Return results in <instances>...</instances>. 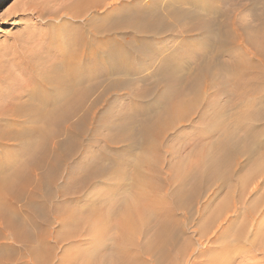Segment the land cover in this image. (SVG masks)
<instances>
[{
    "label": "bare ground",
    "instance_id": "obj_1",
    "mask_svg": "<svg viewBox=\"0 0 264 264\" xmlns=\"http://www.w3.org/2000/svg\"><path fill=\"white\" fill-rule=\"evenodd\" d=\"M168 2L32 0L21 7L23 16L34 18L24 23L25 28L11 45L16 47L23 41L34 52L13 56L19 60L13 72L22 70L21 78L15 80L18 93L1 113L0 149L16 151L14 155L2 153L0 160V235L4 232L5 239L25 244L35 238L15 210L18 202L24 201L21 211L36 227L38 214H45L46 221L52 217L48 212L52 198L74 194L71 210L62 216V220L70 221L71 230L66 234L83 235L86 241L102 247V236L112 232L111 264H142L146 257L151 264H162L182 253L180 247L174 250V228L179 224L176 213L185 219L203 191L224 188L232 199L249 183L256 182L257 187L264 181V151L258 150L262 146L258 133L264 127L256 129L264 124V19L245 34L244 45L226 33H213L209 21H202L201 29L215 42L192 61L194 67L188 71L192 72L181 74L182 64L167 66L179 57L175 53L163 64L159 60L150 65L149 69L153 66L159 70L160 75L154 79L162 82V87L149 107L138 115L118 117L111 133L100 138L103 145L96 147L90 140L83 145L86 126L99 102L140 80L131 79V75L142 73L143 65L153 55L139 41L166 26L164 13H155L154 9L165 10ZM166 12L177 18L174 11ZM196 18L203 19L201 15ZM63 19L71 22L64 24ZM43 27L48 30L42 32ZM238 46L243 50L236 52ZM249 51L254 57L245 54ZM133 63L139 66L132 67ZM217 94L228 96L229 103L233 98L242 103L239 114L230 122L210 106L212 96ZM147 96V92H141L133 98ZM201 106L207 111L201 115L199 138L208 142L199 150L192 143L163 183L158 170L163 144L171 131L186 125ZM209 108L213 114L208 113ZM208 115L216 116L207 119ZM98 128L92 127L93 138L98 137ZM119 142L127 147L125 157L115 156L117 149L113 146ZM92 147L97 148V154L89 150ZM105 147L111 153H106ZM164 151L177 152L169 146ZM245 161L251 163L250 168L235 178ZM63 171L66 182L61 189L58 186ZM165 184L173 187L172 192ZM108 186L115 189L113 197L84 200L95 188ZM98 202L106 208L94 205ZM251 212L252 208L244 210L242 219ZM243 231L232 223L226 233H236L235 238L241 241ZM45 235L36 237L41 249ZM7 250L5 243L0 245V264H13L9 256H2L1 251ZM95 256L96 264L108 261L103 252ZM35 259L38 263L37 255Z\"/></svg>",
    "mask_w": 264,
    "mask_h": 264
},
{
    "label": "rangeland",
    "instance_id": "obj_2",
    "mask_svg": "<svg viewBox=\"0 0 264 264\" xmlns=\"http://www.w3.org/2000/svg\"><path fill=\"white\" fill-rule=\"evenodd\" d=\"M30 2L32 0H3L0 2V130L3 128L1 126V113H3L8 102H10V98L18 93L15 80L20 79L22 73L21 69V72L19 70L13 72L12 69H18L19 66L18 58L14 59L13 56L17 55L19 57L22 54L28 55L34 52L33 48L26 45L23 41L16 47L11 45L13 38L21 34V30L25 28L24 23L29 22L28 20L31 17L34 18V16H23L20 13L21 7ZM166 5V9L174 11L177 14V18L171 17L166 12V9L162 10L163 8L161 7L154 9L155 13H164L166 26L162 29L156 28L159 33L139 41V45L144 46L147 53L153 55L151 61L143 65L145 70L142 73L131 75V79H140L141 81L138 80L136 83L127 84L121 87L119 92H114L99 102L92 113L89 124L86 126L83 145L87 144L88 140L95 146L103 145L100 138L107 137L111 133V129L118 122L116 120L118 117L130 114L138 115L143 109L149 107L151 101L162 87V82L156 83L154 79L160 75L159 70L153 68V66L149 69L150 65H156L159 60L163 64L172 53H175V56L179 55V57L167 63V66L182 64L181 74L187 73L191 67L193 69L194 66H191L192 61L209 51V48L215 42L201 29L200 23L202 21H209L211 24L210 30L213 33H226L229 38L244 45L245 43L242 39L245 34L258 27L260 20L264 19L263 0H169ZM187 13H190L191 16H188ZM197 15H201L203 19H197ZM14 16L18 17L15 19L13 18ZM62 22L69 24L71 21L63 19ZM44 28H41L42 32L48 30ZM229 38L226 37L228 42ZM131 46H134V44ZM235 50L239 52L243 48L238 46L237 48L235 47ZM245 54L248 56L252 55L250 51ZM252 57L254 56L252 55ZM258 58L260 59V56ZM253 62L259 63L256 60ZM138 66L136 63L132 65L135 68ZM191 72L188 73L190 74ZM2 78H6V80L3 81ZM110 82V80L107 81V83ZM263 82L264 73L261 79V83ZM141 92H147L148 96L135 100L133 97ZM161 99L163 98H160V101ZM235 100L236 98H233L231 103H229L228 96L217 94L212 96L210 106L218 112V116L229 117L228 122H230L239 114L242 105V103ZM206 111L207 109L202 108V106L198 108L195 117L186 125H180L172 130L164 142L161 151V162L158 168L163 183H166L168 173L175 169V166L191 148L192 143L197 145L193 146V148L199 150L203 144L208 142V139L199 138L203 125L201 115H204ZM208 113L213 114L214 112L209 108ZM213 116L216 115H208L207 119ZM76 120L77 118L75 117L72 122ZM95 126L96 128L99 127V135L93 138L91 133L92 127L95 128ZM262 127H264V124L256 126V129L259 131ZM258 136L263 146L258 150L263 152L264 130L258 133ZM168 146L170 148L174 147L177 152L172 154L164 153L165 148ZM85 147L90 148L89 146ZM96 147H92L89 150L97 154ZM113 147L117 149L115 156L121 155L125 157L127 155L128 151L124 143L119 142ZM6 150L0 149V160L2 153L8 152L14 155L16 152L14 150ZM111 151L109 147H105L106 153H111ZM89 160L91 161L93 158ZM250 166V162H243L241 167L236 170L234 177L240 178L243 176ZM64 172H62V179L58 186L61 189L64 188V183L66 182ZM263 182L257 187H255L256 182L249 183L242 190V193L234 194L232 199H228L224 188L213 187L210 190L203 191L202 195L195 199L185 219L184 215L182 217L181 213H176L175 217L179 220V224L174 228L176 231V247L174 250L180 247L182 253L179 254L176 260H166L162 264H166V262L167 264H264ZM165 187L169 192H172L173 187H168L166 184ZM114 192L113 186H108L102 190L97 187L92 193L86 195L84 200L113 197ZM66 196H56L48 202L50 203L49 216L52 215V217H49L50 220L46 221L47 217H45V214H38L39 216L37 215L36 219L39 225L36 227L27 222L25 214L21 211L24 201L18 202L15 205V210L21 215V220L28 227V233L35 238H32L33 240L28 241V243L21 244L13 241L10 237L5 239L6 235L3 232L0 235V245L5 243L9 250L1 251L2 256H9L13 264H35L36 255L39 261L36 264H96L97 258L95 254L103 252L108 260L106 264H111V253L114 245L112 232L104 233L101 238L102 247L86 241L83 235L75 234L71 236L67 233L69 235L67 236L66 232L71 228L69 227L70 221L62 220V216L67 215V212L71 210L73 206L71 198L76 195L70 194ZM103 204L98 202L94 205H99L104 210L107 205ZM250 208H252V212L249 217L242 219L244 218V210ZM58 215H61V217ZM244 221L246 225L245 223L243 224ZM232 223L236 224V227L239 226V229H244L241 241L235 238L236 233H226ZM41 233L46 234V238H44L45 245L42 249L36 240V237ZM144 240L145 238L141 239V241ZM178 242L179 244H177ZM180 244L181 246H178ZM143 261L142 264L153 263L147 257Z\"/></svg>",
    "mask_w": 264,
    "mask_h": 264
}]
</instances>
